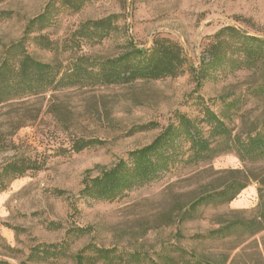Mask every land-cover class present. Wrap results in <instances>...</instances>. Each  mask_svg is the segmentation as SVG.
<instances>
[{
	"label": "rangeland",
	"instance_id": "obj_1",
	"mask_svg": "<svg viewBox=\"0 0 264 264\" xmlns=\"http://www.w3.org/2000/svg\"><path fill=\"white\" fill-rule=\"evenodd\" d=\"M45 10L49 25L34 31L26 43L39 61L63 70L82 65L83 70L90 58L121 55L126 41L148 49L163 37L182 47L185 72L126 85L68 87L27 102L23 109L31 113L26 121L16 119L20 109L16 103L0 108V143L11 144L9 150L0 151V166L21 156L42 164L40 171L0 186V261L76 264L75 255L93 243L144 248L153 254L162 246H174L173 251L181 245L206 263L264 264V231L218 241L193 239L218 228L219 221L258 214L264 160L244 162L229 152L197 166L180 163L159 180L114 202L81 197L87 178L152 144L177 114L198 120L205 131L200 122L205 105L217 114L226 112L225 121L238 133L264 120V64L244 69L238 53L215 45L214 39L222 28L233 27L264 40V0H87L77 12L64 7L62 0H3L0 11L9 12V17L0 14V62L6 47L19 41L28 22ZM109 16L118 17L109 37L98 42L77 36L82 24ZM41 43H52L55 50ZM213 50L226 56L222 64L212 63ZM22 122L27 126L16 130ZM90 139L100 143L73 151L74 142ZM233 170L250 176L247 188L230 204L202 209L201 218L183 223L179 233L173 223L176 211L229 180L226 172ZM76 228L89 232L78 237ZM63 241H67L64 253L48 263L28 260L35 246Z\"/></svg>",
	"mask_w": 264,
	"mask_h": 264
},
{
	"label": "trees",
	"instance_id": "obj_2",
	"mask_svg": "<svg viewBox=\"0 0 264 264\" xmlns=\"http://www.w3.org/2000/svg\"><path fill=\"white\" fill-rule=\"evenodd\" d=\"M3 0H0V4ZM87 0H62L63 6L72 11H79ZM2 17H9V12L0 11ZM49 12L31 19L25 27L22 38L6 47L0 62V108L15 104L20 107L16 111V119L26 121L30 110L23 109L31 99L49 93L85 83L102 86L126 85L138 80L152 81L168 77H178L185 72L186 59L182 47L171 39L159 37L148 48H140L126 41L125 51L114 58H90L82 70L74 66L63 70L55 63H44L34 58L26 49V43L34 31L44 30L49 25ZM117 16H109L97 21H88L77 31L79 38L102 41L115 30L114 21ZM215 45L234 49L240 56V67L256 69L264 64V40L241 33L233 27H224L214 36ZM230 40H234L233 44ZM43 48L55 50L52 43L42 44ZM213 45V47L215 46ZM216 47H214L215 49ZM213 62L222 64L225 55L212 52ZM84 59V58H82ZM224 59V60H223ZM238 62V60H237ZM193 69V68H192ZM264 93V89L261 90ZM235 103V102H234ZM231 104L233 107L235 104ZM19 111L21 113H19ZM226 112L217 114L208 106L203 108V118L199 124L185 114H177L176 121L169 124L152 144L130 152L126 158L120 159L113 167L102 169L97 176L87 178L81 197L94 201L114 202L135 188H140L159 180L164 174L182 163L185 167L197 166L212 162L218 156L235 152L244 162L264 160V120L245 133L235 132L225 121ZM13 119V118H12ZM16 130L27 126L22 122ZM142 126L140 129H147ZM100 142L96 139L77 140L72 149L79 153ZM13 145V144H12ZM10 146V147H9ZM0 143L1 150H9L11 144ZM9 147V148H8ZM42 169L37 160L21 156L10 159L0 166V186L6 180H15L30 172ZM231 176L220 186L201 193L195 200L176 211L173 223L179 227L185 222L201 218V210L209 206L230 204L247 188L250 176L245 171L226 172ZM3 187V186H2ZM260 202L258 214L251 219L219 221V227L206 233L197 234L193 239L199 241L226 240L245 235L254 236L264 231V186L259 188ZM89 231L76 228L75 235L81 237ZM67 241L61 244H39L28 256L30 262L48 263L64 253ZM162 246L154 254L144 248H120L118 245L102 247L93 243L87 244L76 255V264H211L191 254L184 247ZM227 263V260L224 264ZM0 264H11L0 261Z\"/></svg>",
	"mask_w": 264,
	"mask_h": 264
}]
</instances>
